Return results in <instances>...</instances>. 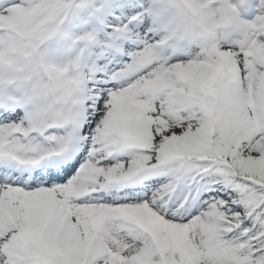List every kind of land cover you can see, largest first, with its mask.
<instances>
[{
    "label": "snow or ice",
    "instance_id": "1",
    "mask_svg": "<svg viewBox=\"0 0 264 264\" xmlns=\"http://www.w3.org/2000/svg\"><path fill=\"white\" fill-rule=\"evenodd\" d=\"M0 264H264V0H0Z\"/></svg>",
    "mask_w": 264,
    "mask_h": 264
}]
</instances>
